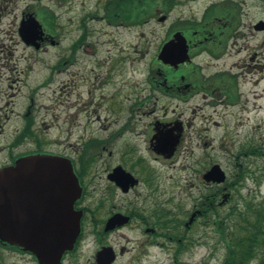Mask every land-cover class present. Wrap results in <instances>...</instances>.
<instances>
[{"label": "rangeland", "instance_id": "1", "mask_svg": "<svg viewBox=\"0 0 264 264\" xmlns=\"http://www.w3.org/2000/svg\"><path fill=\"white\" fill-rule=\"evenodd\" d=\"M263 1L247 0L242 13L250 5V18L240 20L242 26L235 30V34L230 30L232 38L225 41L227 56L224 59L212 61L205 56L196 60L205 70L213 71L217 65L240 75V101L236 106H227L219 100L209 104V100L202 98L187 103L167 98L155 100L158 96L149 88L148 76L152 69L160 68L156 55L167 30L154 22L119 32L106 30L113 34L106 38L99 36L98 24L93 26L90 22L84 30L78 27V20L88 11L85 9L90 7V0H0V107H5L2 113L11 116L15 110L21 114L30 105L29 119H32L34 129L41 139L47 141L48 138L44 150L66 158H72L76 150L81 149L80 144L86 140L81 139L82 135L102 141L127 123L126 134L113 142L112 148L109 146L108 150L112 151L109 158L114 162L118 160L117 153L127 139L144 153L146 162L152 166L161 205L170 210L180 208L187 213L193 203H199L200 195H211L217 188L226 186L234 176L235 166L249 163L252 170H256L264 165L263 157L246 158L241 152L247 144L264 147V74L258 71V67L264 66V32H254L249 24L264 19ZM209 2L211 0H199L190 5V9L184 10L185 16L193 22H200L205 12L203 9ZM23 12L34 15L43 27L44 39L37 41L38 49L26 46L18 35ZM46 12L53 16L54 26L48 25ZM176 12L177 17L183 16L181 11ZM72 53L81 55L77 59L84 60L81 62L84 65L58 74L60 56ZM102 54L110 55L108 63L123 60V66L107 64L105 69L97 68L95 60L101 61ZM243 65L250 71H245L247 68ZM105 70L113 73V76L107 75V79L112 80L110 84L103 81ZM119 71L122 76L118 75ZM69 73L77 74V87L73 93L62 89L63 83L72 86ZM254 81H257L256 85ZM115 93L119 94L122 108L115 102L112 107L108 104V98ZM147 96H151L148 101ZM94 97L100 105L92 102ZM20 119L18 116L14 118L11 128L24 122L21 119V123ZM155 122L165 125V129L174 126L181 129L176 151L170 158L144 150L145 140L150 135L147 126ZM108 150L101 151L106 158ZM214 164L225 172L226 182L220 186H205L201 175ZM234 187L247 199L264 196V181L258 186L250 176L242 185ZM228 192L231 198L223 206L224 210L238 198L235 190L229 189ZM177 214H172L175 221L180 218ZM191 228L188 234L190 247L178 258L182 264H220L224 249L218 244L213 229L204 223L202 217ZM119 240L113 243L117 248L126 246L121 238ZM82 253L85 261L91 250ZM126 257H119L116 263L124 264ZM160 264H174L172 256L161 253Z\"/></svg>", "mask_w": 264, "mask_h": 264}, {"label": "flooded vegetation", "instance_id": "2", "mask_svg": "<svg viewBox=\"0 0 264 264\" xmlns=\"http://www.w3.org/2000/svg\"><path fill=\"white\" fill-rule=\"evenodd\" d=\"M198 1L90 0V7L85 9L88 11L84 12L83 16L81 15L78 27L84 30L90 22L93 26L98 24L101 29L99 36L109 38L113 34L106 30L114 29L119 32L130 30V28H142L154 22L167 30L159 42L160 45L180 32L186 40L188 62L178 68L160 64V68L150 72L149 88L158 96L155 100L167 98L187 103L189 100L202 98L209 100V104L219 100L227 106H236L241 98L238 78L240 75L236 76L232 72L220 69L217 65H214L216 68L213 71L205 70L201 64L196 63V60L206 56L212 61H220L227 56V50L224 48L225 41L232 38L230 30H233L235 34V30L242 26L241 19L250 18L248 14L250 5H247L246 12L242 13L247 0H211L203 9L205 12L202 20L193 22L185 16L184 10L187 7L190 9V5ZM178 10L183 13V16H176ZM25 14L27 13L23 12L22 17ZM259 22L264 25V19L249 22L254 32H258L255 26ZM243 25L246 26V22ZM100 56L103 57L101 61L95 60L97 68L105 69L107 64L123 66L121 59L108 63L111 59L110 55ZM78 57L81 55L73 53L61 55L57 73L64 74L72 67L84 65L81 63L84 60H78ZM258 68V71L264 74V66ZM245 71H250V68ZM104 72L106 78L103 81L110 84L112 80H108L107 75L113 76V73L106 70ZM118 75L122 76V72L119 71ZM76 76V73L71 74L69 82L72 86L67 87V83H63L62 89L73 93L74 88L77 87ZM97 77L99 75H96ZM256 84L257 81H254V85ZM120 92L123 94L122 89ZM149 99L151 96L146 97V101ZM97 101V97H94L92 102L100 105ZM114 102L116 106L122 108L118 93L108 98V104L111 107ZM4 108V106L0 107V171L14 166L17 160L27 156L56 155L44 150L48 138L47 141L41 139L34 129V123L32 119H29L30 105L27 111L20 114L14 110L15 113L11 116L2 113ZM8 113H11V110ZM17 116L24 122L20 119L23 123L11 128ZM124 124L126 125H122L116 133L102 141L87 134L82 135L81 139H86L85 143L80 144L81 149L76 150L72 158H68L71 160L81 188L80 197L74 203V209L81 213L80 232L73 248L62 255L59 264H104V258L101 255L104 250H111L110 264H117L118 258L124 255H127L124 264H160L161 253L172 256V262L176 264V260L180 261L178 258L187 253L188 233L191 227H187L185 219L192 214L194 206L192 205L187 213L185 210L176 223L172 214L182 213V210L177 211L174 208L171 211L169 207L161 205L157 197L158 188L152 166L146 162L144 153L142 154L140 150L128 143L127 139L122 142L120 152L117 153L118 160L114 162L109 158L112 156V151L108 150L109 146L112 148L113 142L126 134L128 124ZM147 127L150 135L145 140L144 150L155 155L162 124L155 122ZM105 150H108L109 159L102 153ZM63 157L66 156L63 155ZM129 180H134L133 184H130ZM131 194L134 196L130 197ZM20 211L25 213L26 208L22 206ZM169 232L177 233L179 238L169 236ZM119 233L121 235L116 237ZM182 237H184L183 240ZM119 238L126 243V246L117 248L113 244L119 242ZM88 250H91V255L84 261L85 255L82 252H88ZM0 264L41 263L32 253L0 238Z\"/></svg>", "mask_w": 264, "mask_h": 264}, {"label": "water", "instance_id": "3", "mask_svg": "<svg viewBox=\"0 0 264 264\" xmlns=\"http://www.w3.org/2000/svg\"><path fill=\"white\" fill-rule=\"evenodd\" d=\"M255 29L262 30L264 25L258 23ZM18 35L25 45L38 49L37 41L42 39L43 31L33 15H28L20 22ZM157 59L172 68L187 62L185 38L180 33L174 35L162 46ZM164 142L163 145L160 140L156 150L170 157L179 142V134L168 136ZM202 179L221 184L225 174L219 165H213ZM133 182L129 180L130 184ZM80 194L68 159L37 154L17 160L15 166L0 171V238L33 253L41 264H59L79 234L81 214L73 206ZM228 197V193L223 194L219 204ZM22 206L25 213L20 211ZM101 255L104 264H110L109 252Z\"/></svg>", "mask_w": 264, "mask_h": 264}, {"label": "trees", "instance_id": "4", "mask_svg": "<svg viewBox=\"0 0 264 264\" xmlns=\"http://www.w3.org/2000/svg\"><path fill=\"white\" fill-rule=\"evenodd\" d=\"M46 17L48 25L54 26L53 16L46 12ZM242 152V157L264 158L262 145H247ZM235 168L232 180L226 184L228 189L238 193L232 206L227 210L218 207L216 194L200 195L197 205L202 211L204 223L213 229L218 244L224 249L220 264H264V196L247 199L234 187L242 185L248 176L259 186L264 180V165L256 170H252L249 163L239 164ZM216 192L218 194L220 190Z\"/></svg>", "mask_w": 264, "mask_h": 264}]
</instances>
